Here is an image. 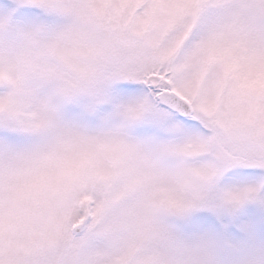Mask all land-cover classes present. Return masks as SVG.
Here are the masks:
<instances>
[{"label":"snow or ice","instance_id":"obj_1","mask_svg":"<svg viewBox=\"0 0 264 264\" xmlns=\"http://www.w3.org/2000/svg\"><path fill=\"white\" fill-rule=\"evenodd\" d=\"M0 264H264V0H0Z\"/></svg>","mask_w":264,"mask_h":264}]
</instances>
